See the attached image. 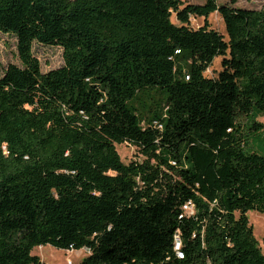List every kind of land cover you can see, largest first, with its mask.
Returning <instances> with one entry per match:
<instances>
[{
	"label": "trees",
	"instance_id": "16d2710c",
	"mask_svg": "<svg viewBox=\"0 0 264 264\" xmlns=\"http://www.w3.org/2000/svg\"><path fill=\"white\" fill-rule=\"evenodd\" d=\"M238 1L0 0V264H264V8ZM216 11L227 37L191 26Z\"/></svg>",
	"mask_w": 264,
	"mask_h": 264
},
{
	"label": "rangeland",
	"instance_id": "374dc122",
	"mask_svg": "<svg viewBox=\"0 0 264 264\" xmlns=\"http://www.w3.org/2000/svg\"><path fill=\"white\" fill-rule=\"evenodd\" d=\"M229 0H219V3L227 2ZM186 4H203L205 0H183ZM239 8L262 9L264 8V0H239L236 4ZM175 19V18H174ZM176 21V19H175ZM191 26L199 28L206 23L211 27L227 37V30L222 15L216 11L212 13L207 19L199 16H191ZM0 48L1 59L5 66L9 63L19 64L17 55V38L13 35L0 33ZM35 52L41 62L43 72L58 68L64 64L63 49L58 46H42L35 43ZM222 70V57H217L211 67L206 71V75L216 77ZM257 121L263 125L264 129V114L257 118ZM118 152L124 163L129 164L132 161H143L146 156L140 149L128 142L117 144ZM190 207L187 210L190 212ZM250 223L254 227V232L260 242L262 249H264V212L257 210H250L248 212ZM33 254L40 256L41 260L46 264H80L82 259L89 254L86 248L80 250H65L54 247L50 244L36 246Z\"/></svg>",
	"mask_w": 264,
	"mask_h": 264
},
{
	"label": "built area",
	"instance_id": "2783aa9c",
	"mask_svg": "<svg viewBox=\"0 0 264 264\" xmlns=\"http://www.w3.org/2000/svg\"><path fill=\"white\" fill-rule=\"evenodd\" d=\"M68 250H74V249H68Z\"/></svg>",
	"mask_w": 264,
	"mask_h": 264
}]
</instances>
